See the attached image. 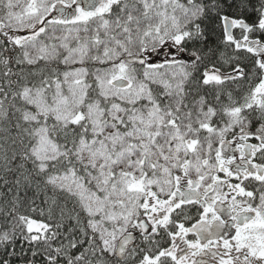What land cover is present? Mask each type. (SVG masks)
Segmentation results:
<instances>
[{"label":"snow or ice","instance_id":"snow-or-ice-1","mask_svg":"<svg viewBox=\"0 0 264 264\" xmlns=\"http://www.w3.org/2000/svg\"><path fill=\"white\" fill-rule=\"evenodd\" d=\"M0 264H264V0H0Z\"/></svg>","mask_w":264,"mask_h":264}]
</instances>
